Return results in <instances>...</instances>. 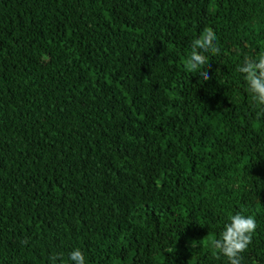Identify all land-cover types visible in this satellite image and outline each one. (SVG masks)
<instances>
[{"label":"trees","instance_id":"obj_1","mask_svg":"<svg viewBox=\"0 0 264 264\" xmlns=\"http://www.w3.org/2000/svg\"><path fill=\"white\" fill-rule=\"evenodd\" d=\"M261 52L264 0H0V264H226L236 211L264 264V115L235 71Z\"/></svg>","mask_w":264,"mask_h":264},{"label":"clouds","instance_id":"obj_2","mask_svg":"<svg viewBox=\"0 0 264 264\" xmlns=\"http://www.w3.org/2000/svg\"><path fill=\"white\" fill-rule=\"evenodd\" d=\"M239 53V49L236 50ZM222 54V49L212 31L205 30L191 42V51L185 62V67L199 78L203 84L211 79L209 56ZM235 71L243 79L245 90L251 97L252 109L264 115V52L257 55H243L242 62ZM257 224L255 218L242 211L229 213L218 238L211 242V247L218 257L224 258L226 264H245V253L252 242ZM259 255H264L261 253ZM59 264H63V256L53 257ZM67 264H86L83 251L76 247L67 256ZM249 264H255L250 261Z\"/></svg>","mask_w":264,"mask_h":264}]
</instances>
